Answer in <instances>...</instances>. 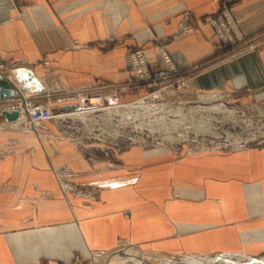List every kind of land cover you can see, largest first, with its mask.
<instances>
[{
  "label": "crops",
  "instance_id": "1",
  "mask_svg": "<svg viewBox=\"0 0 264 264\" xmlns=\"http://www.w3.org/2000/svg\"><path fill=\"white\" fill-rule=\"evenodd\" d=\"M219 4L0 0V76L7 78L1 71L8 64L28 67L50 87L45 94L62 98L115 88L132 80L129 50L143 48L154 63L153 40L167 37L176 66L196 70L186 80L190 90L261 93L264 41L197 71L214 56L212 27L191 20L192 33L170 37L187 13L207 16ZM230 10L243 36L264 33V0H235ZM127 92L123 101L140 91ZM22 98H0V264H98L111 256L109 264L128 253L264 257V146L186 152L131 144L106 155L72 144L70 132L51 124L44 129L47 120L28 119ZM3 109L19 110V119L6 120ZM43 112L40 106L35 114ZM95 189L97 199L88 202Z\"/></svg>",
  "mask_w": 264,
  "mask_h": 264
},
{
  "label": "rangeland",
  "instance_id": "2",
  "mask_svg": "<svg viewBox=\"0 0 264 264\" xmlns=\"http://www.w3.org/2000/svg\"><path fill=\"white\" fill-rule=\"evenodd\" d=\"M218 1L220 3L219 7L213 14L196 18L187 13V15L182 17L181 21L177 24L176 34L170 36L171 38H174L192 33L194 31V25H192L191 20L201 24H209L212 27L217 40L214 48V56L210 62H207V64L203 66H199L197 71L205 69L208 65L219 63L224 60V58L230 57L249 48H254L256 45L264 41V33H260L253 38H246L242 35L230 10V6L235 0ZM155 38L157 40H153L155 46L154 63L143 48L134 47L127 53V56L129 57L130 54L139 51L146 57V69L150 75L148 80L144 81L136 78L131 70L132 66L131 64L129 66L128 62L127 68L130 72L132 71V80L129 83L127 82L113 89L110 87L80 89L82 92L81 97H86V94L90 95L95 92V94H99L103 97L100 105L92 104L94 105V112L92 114L93 120L82 122L80 119H76V116H73L61 120L62 122L59 121L61 123L58 124V121L54 119V123L47 121V126L44 124V129H47L48 124H51L54 128L70 132L71 134L68 136L71 138L70 142L72 144L74 140H80L83 142V148L96 146L98 147L97 151H99V153L102 154L104 152L106 155L110 150L112 151V149L120 150L131 144L151 149L162 148L165 146L167 148H174L176 146L178 149L183 148L186 152H189L188 149L190 148L193 150H196L195 148L236 150L244 147L264 146V90L261 93L258 92L254 94L247 93L248 91L246 90L238 92L228 88H221L218 90H190V88H187L186 80L188 76L195 73L196 70L185 71L178 69L165 48L166 40L168 38ZM160 49L167 54L166 62H164L159 55ZM42 63L44 67L48 66L44 64L45 61ZM17 67L19 66L9 67L8 64L7 69L1 71L6 73L4 77H12L13 80L10 83L17 88L15 90V95L21 92L18 83L14 79L12 71L13 68ZM162 70H166V73L155 76L157 72ZM8 71L12 72L9 73ZM134 88L139 89L140 92L135 95L134 99L123 101V94L128 93V89ZM158 91L161 92L159 93ZM46 92L47 91L30 92L29 97L34 96V100L23 102V105L27 107L33 106V110L27 111L26 117L28 119H30V116H36V108L40 106L44 111L43 115H48L49 111L52 112L50 114H52L53 117L57 114H61V109L64 107L61 103L63 101L62 99H65L69 104H75L73 95L71 97L67 96L66 98H62L53 96L49 93L45 94ZM113 92H115L114 96L116 97L117 102L119 101L118 104L120 105H128V103L135 101H148L150 99V101L157 100L158 102L156 103L158 104H161V102L165 103V109L173 111L166 113V110H162L152 114L150 117H143L140 116L142 110H138L137 116L132 118H128L124 116V114L117 115V113L106 112L104 109L111 105L105 100V97L107 95H113ZM208 92L210 94H208ZM205 95H208L207 99L202 98ZM20 103L21 101L18 102V104ZM216 105L222 109L221 112H215L214 110L207 111V109L213 108ZM177 109H180V111L177 112ZM160 115H166V117L171 120H176L177 124L175 123L174 126L173 122L169 120L168 123L166 122L167 120H165L167 123L166 125L158 123V121H148L151 120L153 116ZM20 122L22 123H18V125H21L22 128H24L26 125L25 122ZM56 134H59L57 130ZM86 156L92 159V154L87 153ZM74 186L75 185H73V187ZM74 190L75 189L72 190V193H74ZM94 192H97V189H95ZM97 194L98 192L94 193V197L88 196L92 198H86V200L88 202L95 201L97 199ZM142 255L150 264H158L162 260L160 257L145 254ZM100 256L101 254H93V258ZM110 257L111 256L102 260L100 259L98 264H108L107 261ZM128 263H132V261L128 260L127 264ZM212 264L221 263L215 261L212 262Z\"/></svg>",
  "mask_w": 264,
  "mask_h": 264
},
{
  "label": "bare ground",
  "instance_id": "3",
  "mask_svg": "<svg viewBox=\"0 0 264 264\" xmlns=\"http://www.w3.org/2000/svg\"><path fill=\"white\" fill-rule=\"evenodd\" d=\"M154 49V48H153ZM146 52V51H145ZM148 54V53H147ZM167 55V54H166ZM147 56V55H146ZM128 59L129 57L127 56V63H128ZM46 65H48V62L45 61ZM175 67V66H174ZM28 68V67H27ZM16 68H13L12 71H14ZM29 70H31L30 68H28ZM177 69V68H176ZM179 69V68H178ZM12 71H8L9 73L12 72ZM32 71V70H31ZM7 72V73H8ZM132 72V71H131ZM8 73V74H9ZM7 74V75H8ZM6 80H8L9 82H12V77H7V78H4ZM38 79V78H37ZM39 80V79H38ZM40 81V80H39ZM45 81V80H44ZM41 82V81H40ZM163 83V82H162ZM42 86H44V84L41 82ZM182 85V84H181ZM12 87L14 88V95L16 93V89L13 85ZM173 88V87H172ZM181 88V87H180ZM45 89V87H44ZM50 89L49 86H46V89ZM113 89V88H112ZM183 89V88H182ZM218 90V89H217ZM22 92V97H25V98H22L24 100V102L27 101V99H30L29 98V91H26L25 89L24 90H21ZM20 92V93H21ZM72 92V91H71ZM159 92V91H158ZM161 92V91H160ZM159 92V93H160ZM215 92V91H214ZM82 94L81 90H76V92H72L71 94H69V96L71 97L73 95V98H74V102L75 104H64L63 106L64 107H67V106H75L73 108H63L61 109V114H57L56 116H53L52 117V112H49L48 111V116L47 118H43V120H47L49 121L50 123H54L56 119V121H58V124H60L62 121L61 120H64V119H67V118H70V117H73V116H76V119H80L82 122H88L90 120H93V112H94V105L92 104H95L96 102H91V104H80V95ZM208 94H210L208 92ZM13 95V96H14ZM115 95V92H113V95H107L105 98V100L107 102L110 103V107H106L104 109V111L106 112H113V113H117V115H122L124 114V116L126 117H136L137 114H138V110H142L141 111V114L140 116H143V117H150L152 114L158 112V111H162V110H166L165 112L166 113H170L172 112L173 110H169V109H165L166 108V104L161 102V104H158L156 102H158L157 100H152L150 101V99L148 101H139V102H131V103H128L127 104H124V105H120L118 104L117 102V99L116 97L114 96ZM150 95V94H149ZM156 95V94H154ZM11 96V97H13ZM79 96V97H78ZM158 96V95H157ZM11 97H8V98H11ZM111 97L113 98L114 101H112ZM115 97V98H114ZM160 97V96H158ZM8 98H4V99H8ZM148 98V97H147ZM203 99H207L208 98V95H205L202 97ZM214 98V97H213ZM2 99V98H1ZM33 99V98H32ZM72 99V98H70ZM152 99V98H151ZM154 99V98H153ZM141 100V99H140ZM101 101V100H100ZM99 101V102H100ZM160 102V101H159ZM67 103V102H66ZM121 103V102H120ZM79 104V105H78ZM86 105L88 107H86ZM20 106L23 107V102L21 101L20 103ZM27 107V106H26ZM25 107V108H26ZM24 108V107H23ZM231 109V108H230ZM5 110V109H3ZM9 109H7L8 111ZM99 110V109H98ZM101 110V109H100ZM103 110V109H102ZM203 110V109H202ZM208 110H214L215 112H221L222 109H220L218 107V105L214 106L213 108H210V109H207ZM9 111H12V110H9ZM177 112L180 111V109H177L176 110ZM213 111V112H214ZM228 111V110H227ZM20 112H22L20 110ZM223 112V111H222ZM225 112V111H224ZM230 112V111H229ZM228 112V113H229ZM227 114V113H226ZM20 116V114H19ZM19 116L17 117L19 119ZM139 116V115H138ZM232 116V115H231ZM15 119V121H17L18 119ZM154 119V120H153ZM165 120H167L166 122L168 123V120L169 121H172L173 122V125L175 126V123L177 124V121L174 120V119H170L168 117L163 116V115H160V116H153L151 120H148L149 122L150 121H158V123H163L164 125H166L167 123L165 122ZM13 121V122H15ZM61 121V122H59ZM160 121V122H159ZM169 125V124H168ZM171 125V124H170ZM171 125V126H173ZM205 126V125H204ZM168 127V126H166ZM170 127V126H169ZM203 127V126H202ZM26 129V127H24ZM174 129V128H173ZM167 130V129H166ZM165 131V130H164ZM171 131V130H170ZM169 131V132H170ZM177 131V130H176ZM178 134V133H177ZM181 136V134H180ZM184 136V135H182ZM183 138V137H182ZM184 140V138H183ZM167 145V144H166ZM170 146V145H169ZM179 146V145H178ZM173 147V146H172ZM204 147V146H203ZM216 147V146H215ZM176 148V146L174 147ZM208 148V147H207ZM211 148V147H210ZM213 148V147H212ZM231 148V147H230ZM237 148V147H236ZM195 149H199V148H195ZM229 150H233V149H229ZM188 151H193V149H188ZM205 151V150H204ZM91 252V251H90ZM90 255V254H89ZM94 255H99L98 252H94ZM117 256H122V254H120V252L116 253ZM128 256L126 258H124L123 260H119V261H112L111 259V262L109 264H117V263H120V264H127L128 260L132 261V263H128V264H147L149 263L147 259H145L143 257V255H136V254H127ZM228 255V256H227ZM227 255H222V254H219V255H216L214 257H208V256H195V255H190V256H180V257H165V258H162V260L159 262L160 264H212V262H219L221 264H246L245 262H248L247 264H264V257H259L257 258V260H254V259H246L244 255L242 254H227ZM243 257H242V256ZM93 257V256H92ZM189 257V258H188ZM181 259V260H179ZM183 259V260H182ZM176 260H179L176 262ZM127 261V262H125ZM242 261V262H241ZM158 263V264H159ZM150 264V263H149Z\"/></svg>",
  "mask_w": 264,
  "mask_h": 264
},
{
  "label": "water",
  "instance_id": "4",
  "mask_svg": "<svg viewBox=\"0 0 264 264\" xmlns=\"http://www.w3.org/2000/svg\"><path fill=\"white\" fill-rule=\"evenodd\" d=\"M13 76H14V79L18 83L19 88L21 90L25 89L29 92H33V91L44 92L45 91L44 86H42V84L35 77L33 72L26 67H17L13 71ZM13 95H14V88L12 87V84L8 80H6L0 76V98H8V97H11ZM73 107H75V106H67V107H63V108L68 109V108H73ZM1 114L3 115V117L6 120H13L18 116V111H16V110H12V111L2 110ZM245 258L247 260L248 259L257 260L256 257H251V256H245ZM179 260H181V259H179ZM179 260H176V262ZM245 263L247 264L248 262H245Z\"/></svg>",
  "mask_w": 264,
  "mask_h": 264
},
{
  "label": "built area",
  "instance_id": "5",
  "mask_svg": "<svg viewBox=\"0 0 264 264\" xmlns=\"http://www.w3.org/2000/svg\"><path fill=\"white\" fill-rule=\"evenodd\" d=\"M159 55H160L161 59L164 62L167 61L166 54H165V52L162 49L159 50ZM128 62H129V66L131 64V66H132L131 70L133 71V73L136 76V78H139L140 80H144V81H146V80H148L150 78V75H149V73H148V71L146 69V57L144 55H142L139 51L130 54L129 55ZM165 73H166V70H162V71L157 72L155 74V76H157V75H163ZM95 93L90 94V95L89 94H86V97H81V95H82L81 94L80 95V99H79L80 104H91V102L93 101V102H96L95 105H100L103 97L100 96L99 94H95ZM111 99L113 101V98L112 97H111ZM83 100H84V102H83ZM32 107L28 111L33 110ZM36 109L38 110V108H36ZM47 116H48L47 114L46 115H43V116H33V117L30 116V120H33V121L38 122L39 120H41L43 118H47Z\"/></svg>",
  "mask_w": 264,
  "mask_h": 264
}]
</instances>
